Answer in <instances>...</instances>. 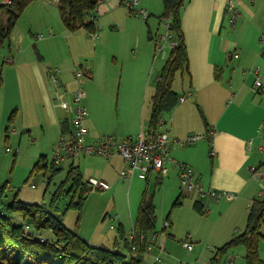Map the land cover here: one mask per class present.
Here are the masks:
<instances>
[{
	"label": "crops",
	"instance_id": "obj_1",
	"mask_svg": "<svg viewBox=\"0 0 264 264\" xmlns=\"http://www.w3.org/2000/svg\"><path fill=\"white\" fill-rule=\"evenodd\" d=\"M144 1L147 7H141L150 11L145 21L148 22L152 15H156L159 23L164 25L159 17L164 12L162 1ZM228 1L185 2L181 27L188 62L184 73L177 74L179 78H175L180 90L175 87L174 81V90L180 94V98L185 99H179L170 111L164 113L163 123L159 128L170 136L171 157L193 168L195 179L205 189L222 193L219 199H204L196 192L181 191L182 195L185 193L195 199L193 204L198 213L196 202H200L204 210V213H200L201 216L215 215L220 218L218 223L210 227L209 234L216 244L214 248L222 246L235 234L244 231L249 207L264 188V88L259 89L255 85L257 77L264 83V0H232L240 12L234 24L229 22ZM45 3L49 6L48 2ZM122 6L125 5L121 0H104L91 17L97 25L104 14L116 13L117 9L121 12ZM49 8L54 11L50 6ZM90 34L92 38H99L96 33ZM51 35L38 34V40L53 39L50 38ZM149 38H153L151 33ZM9 49L0 52V94L3 89L0 137L4 135V127L8 131L13 120L17 124L15 133L28 132L32 136L30 119L40 122L43 137L49 136L51 129L61 136L62 123L73 117V92L78 87H83V84L88 88L93 85L94 66L82 68L88 72L86 77L90 80L84 82L83 78V81L77 78L78 83L69 89L67 71L48 67L42 60L43 57L32 49H28L31 52L28 59L21 55L23 49L17 51L14 47L13 52L10 47ZM153 51L152 46L151 57L155 64L157 56ZM169 51L163 56L165 62ZM234 53L238 57H233ZM25 71L28 75L22 73ZM85 92L84 105L88 109V91L85 89ZM6 94L11 97L9 101L4 100ZM137 106L140 109L138 103ZM138 122L137 120L136 124L132 123L131 127L122 130L121 139L137 134ZM84 125L88 129L86 140L89 142L106 138H102L96 131L93 109L91 112L88 109ZM193 134H201L203 138L194 144L175 141ZM33 139L37 140L38 137ZM107 161L118 169L121 176L125 160L116 154ZM107 166L105 163L95 172L97 176L92 175L90 178L99 177L97 179L108 182L106 178L111 175L108 174L110 168ZM169 167V172L164 176L152 171L149 181L152 174L160 182L170 175L176 176L179 181L177 167L173 163ZM115 180L116 178L112 182ZM181 185L184 187L182 182ZM262 232L264 233V225ZM189 237L193 238L192 235ZM165 239L166 236L164 242ZM89 242L97 246H110L101 241ZM186 242L188 241L184 243ZM245 252L246 249L231 254L225 264H246ZM260 256L264 260V242L260 246Z\"/></svg>",
	"mask_w": 264,
	"mask_h": 264
},
{
	"label": "rangeland",
	"instance_id": "obj_2",
	"mask_svg": "<svg viewBox=\"0 0 264 264\" xmlns=\"http://www.w3.org/2000/svg\"><path fill=\"white\" fill-rule=\"evenodd\" d=\"M6 1L0 0V5ZM160 1L163 3V0ZM45 2H48L54 11ZM144 3L145 1L141 0L140 7L142 5L147 7ZM97 26L95 33L99 35L98 39L92 38L83 28L71 31L61 19L57 2L34 0L23 10L10 40L0 52L10 50L9 47L12 52L14 47L17 51L21 48L23 49L21 55L28 59L31 54L28 49L34 50L38 56L43 57L42 60L48 67H58L67 71L69 89L78 83L76 70L94 66L93 85L88 88L83 84V87L88 91L86 102L89 104V112L93 109L97 123L96 131L102 138L111 136L121 140L122 130L131 127L132 123L136 124L138 120L139 132L133 134L137 136L141 129H146L149 124L151 96L155 92L157 77L165 62L163 56L168 54L170 48L166 45V53L160 50V46L165 44L162 36L166 34V28L163 23H159L156 15H152L146 22L144 16L130 13L125 6H122L121 12L117 9L116 13L104 14L102 20H98ZM41 33L46 35L51 33L50 38L53 39L39 41L38 34ZM150 33L153 35L152 39L149 38ZM152 46L153 54L156 53L157 56L155 64L151 57ZM22 73L28 75L27 71ZM83 79L84 82L90 80L86 76H83ZM175 83V87L180 90L178 80ZM10 98L8 94L4 96L6 101ZM2 100L3 89L0 94V105ZM17 119L19 120L18 117ZM30 123L33 126V137L29 136L28 132L15 133L14 128L17 124L14 120L10 126L7 124L8 131H5L4 127V135L0 137V185L8 182V187L5 188L8 201L18 194V198L27 204H40L49 208L52 193L66 177L72 163L79 166L85 179L92 175L97 176L95 172L106 163L110 168L108 174L111 177L106 178L111 185L110 189H96L90 193L83 207L79 227L76 224L77 210L74 208L66 210L68 199L59 202V209L54 210L68 227L77 229L86 240L112 245L117 236L121 241L122 251L129 255L130 250L123 245L119 231L122 227L124 237H129L141 198L147 193L154 199L159 231L156 241L158 247H153L147 253V262L159 256L161 258L159 264H225L231 254L245 250L243 246H236L220 261H212L217 247L214 248L215 241L209 234L210 227L218 223L220 218L215 215L201 216L194 208L195 199L185 193L182 195L181 203L174 205L181 191L186 192L176 176L170 175L160 182L152 174L150 181L147 182L140 179L136 172L132 180L126 181L106 158L99 155L77 154L60 165L62 169L57 172L47 188V177L42 174L30 177V173L35 163L44 156H47L48 162L51 163L60 135L51 129L49 136L43 137L40 122L30 119ZM34 137L38 139L34 140ZM84 142L89 143L88 139ZM115 178L116 180L112 182ZM164 222L172 223V226H168L167 232L161 231ZM189 235L193 238L191 239ZM186 240L192 246L191 249L186 247L184 243ZM263 242L264 239L260 246Z\"/></svg>",
	"mask_w": 264,
	"mask_h": 264
},
{
	"label": "trees",
	"instance_id": "obj_3",
	"mask_svg": "<svg viewBox=\"0 0 264 264\" xmlns=\"http://www.w3.org/2000/svg\"><path fill=\"white\" fill-rule=\"evenodd\" d=\"M32 1L34 0H12L11 3L5 2L0 5V49L10 40L23 10ZM186 1L163 0L164 12L159 16L160 22L170 20L168 30L176 45L169 51L168 59L158 74L155 92L151 96L147 128L152 133L160 131V120L163 119L164 113L170 111L180 99V94L174 90V81L177 74L184 73L188 62L181 27L182 9ZM101 2L103 1L58 0L57 4L61 19L69 30L83 28L89 33H95L97 25L91 16ZM62 130L63 133L72 135L73 121L65 120L62 123ZM102 140L88 142L98 143ZM46 157L35 163L30 177L38 174L47 177L48 188L62 167L56 165L53 160L49 163ZM89 179H85L79 166L72 163L66 177L52 193L49 208L40 204H27L18 198V194L8 201L5 190L8 182L0 185V264H146L148 247H158L156 241L159 233L154 199L147 193L141 198L130 233L133 238L124 237L122 228L119 231L123 245L130 250L129 255L122 251L119 237H116L110 246L94 245L81 236L77 229L68 227L64 220L55 214L54 210L59 209V202L68 199L66 210L71 208L77 210L76 224L79 227L83 207L90 193L96 189L107 190L92 186ZM146 181L149 182V178ZM181 198L182 194H179L174 205L180 204ZM196 207L200 213H204L199 201L196 202ZM263 225L264 188L249 207L244 231L235 234L229 241L217 247L212 261L218 262L234 247L244 246L247 264H264L259 249L264 239ZM167 228L168 226H163L161 231L167 232ZM169 235L173 236L171 233Z\"/></svg>",
	"mask_w": 264,
	"mask_h": 264
},
{
	"label": "built area",
	"instance_id": "obj_4",
	"mask_svg": "<svg viewBox=\"0 0 264 264\" xmlns=\"http://www.w3.org/2000/svg\"><path fill=\"white\" fill-rule=\"evenodd\" d=\"M104 1V0H102ZM130 13L137 16H144L147 18L150 15V11L147 8L140 7L141 0H121ZM12 0H7L6 3H11ZM227 11L229 16V22H234L240 16V12L236 4L232 0L228 1ZM170 20H164L166 34L162 36L165 41L164 45L160 46V50L166 52V45L170 48L176 45V42L172 39L169 33ZM264 40V33H263ZM233 57H238V54L234 53ZM57 71V70H54ZM83 70L76 71V77L82 79L86 76ZM90 75V74H89ZM256 87L264 88V83L257 77L255 81ZM86 95L84 87L80 86L73 92V126L74 132L72 135L62 134L59 138L58 146L53 152V162L56 165H61L68 161L71 156L85 154V155H99L104 158H111L114 155H120L126 162L125 168L121 173V176L125 179L131 180L136 172L138 177L142 180L149 178L152 171L159 172L162 176L169 172V164L173 163L178 171L180 180L188 192H196L200 198L206 199H219L222 193L215 190L205 189L201 183L195 179L194 169L179 162L171 157L170 153V136L166 131H158L152 133L148 128L141 129L137 136H128L121 140H117L111 136L104 138V140L98 143L85 144L84 140L87 135L88 129L84 125V119L88 115L87 107L82 103ZM185 97H181L180 100H184ZM163 123V119L160 120ZM203 138L201 134H193L187 136L183 140H175L182 144H194L199 139ZM10 150L9 148L7 149ZM90 184L94 187H100L102 189H110V184L104 180L97 178H90ZM35 187L34 185H32ZM227 193V192H225ZM164 227L169 226L168 222H164ZM156 236V235H155ZM130 239L133 235L130 234ZM185 245L191 249L192 246L186 242ZM153 249L152 246L148 247V251ZM161 258L156 256L155 259L146 264H159Z\"/></svg>",
	"mask_w": 264,
	"mask_h": 264
}]
</instances>
